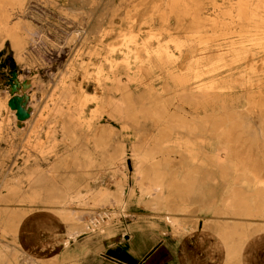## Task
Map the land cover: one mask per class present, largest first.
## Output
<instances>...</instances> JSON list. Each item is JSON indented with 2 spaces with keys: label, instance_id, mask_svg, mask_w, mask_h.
I'll use <instances>...</instances> for the list:
<instances>
[{
  "label": "rangeland",
  "instance_id": "374dc122",
  "mask_svg": "<svg viewBox=\"0 0 264 264\" xmlns=\"http://www.w3.org/2000/svg\"><path fill=\"white\" fill-rule=\"evenodd\" d=\"M1 44L0 264L30 260L15 234L43 208L69 240L122 220L177 238L148 213L177 201V153L264 212V0H0Z\"/></svg>",
  "mask_w": 264,
  "mask_h": 264
},
{
  "label": "crops",
  "instance_id": "0c3cea01",
  "mask_svg": "<svg viewBox=\"0 0 264 264\" xmlns=\"http://www.w3.org/2000/svg\"><path fill=\"white\" fill-rule=\"evenodd\" d=\"M180 156L177 153V201L155 203L150 198L148 213L163 216L171 228L172 220L188 221L196 226L195 233L175 238L144 224L130 229L122 220L69 240L59 228L75 226L43 208L21 218L15 240L28 255L58 264H264V212L246 216L240 208L231 211L224 202V182L207 179L216 171L210 166L199 170ZM240 174L238 170L239 186L245 180ZM249 178L248 187L255 191L251 174Z\"/></svg>",
  "mask_w": 264,
  "mask_h": 264
},
{
  "label": "bare ground",
  "instance_id": "6f19581e",
  "mask_svg": "<svg viewBox=\"0 0 264 264\" xmlns=\"http://www.w3.org/2000/svg\"><path fill=\"white\" fill-rule=\"evenodd\" d=\"M13 32V31H12ZM14 36V35H13ZM18 38V37H17ZM16 38V39H17ZM14 40H15V38H14ZM22 41V40H21ZM1 48H2V44H1V47H0V50H1ZM16 48V47H15ZM24 49H25V47H24ZM22 53V52H21ZM21 83V82H20ZM19 84V83H18ZM35 84V83H34ZM26 86V85H25ZM18 87V86H17ZM19 90H21V88L19 89ZM21 92V91H20ZM26 92V91H25ZM21 93H23V92H21ZM24 98H26V96L24 97ZM27 99V98H26ZM26 99H25V101H26ZM25 101H24V99L23 98H19V100L17 99V100H15V99H13L12 101H11V103H10V105H11V107L13 108V109H15L16 111H17V114H15V116H17L18 117V120H19V118H21L22 120V125L23 124H25V122L27 121V119L29 118V108H27V106H26V103H25ZM233 111V110H232ZM254 114H255V112H254ZM19 128H21V127H19ZM141 151V150H140ZM123 152V151H122ZM122 155H123V153H122ZM148 158V157H147ZM157 173V172H156ZM159 173V172H158ZM157 176V175H156ZM165 177V176H164ZM157 179H155V181H156ZM159 181V180H158ZM162 182H163V180H162ZM154 183V182H153ZM156 184V183H155ZM149 186H151L150 184H149ZM158 189L160 188V186H161V184H158ZM144 189V188H143ZM124 191V190H123ZM155 191H156V189H155ZM155 191H153L154 193H155ZM161 191V190H160ZM162 192V191H161ZM121 195V194H120ZM152 195H154V194H152ZM122 196V195H121ZM167 197V196H166ZM156 199H158V198H156ZM154 200V199H153ZM159 200V199H158ZM114 201V200H113ZM155 201V200H154ZM115 203V202H114ZM229 206L230 207H233L234 206V201L233 200H229ZM57 212H58V210H57ZM60 212V211H59ZM71 212V211H70ZM65 213V212H64ZM64 215V214H63ZM72 215V214H71ZM71 215H70V217H71ZM93 218V217H92ZM71 219V218H70ZM8 220V219H7ZM65 220V219H64ZM75 220V219H74ZM175 221V220H174ZM177 221V220H176ZM94 223V222H93ZM85 229H87V228H85ZM172 230H173V232L174 233H176L177 235H190V234H193V233H195L196 231H197V228H196V226L194 225V224H192V223H190V222H188V221H177L176 223H174L173 225H172ZM2 243H4V242H2ZM18 243V242H17ZM8 246V245H7ZM2 248H4L3 246H2ZM16 248V247H15ZM14 248V249H15ZM18 248V247H17ZM16 248V249H17ZM12 250V249H11ZM7 252V251H6ZM21 252V251H20ZM3 254H4V252H3ZM5 255V254H4ZM19 255V254H18ZM1 256V255H0ZM20 257V256H19ZM23 257V256H22ZM2 258V257H1ZM30 258V257H29ZM27 259H28V257H27ZM18 260V259H17ZM12 261V260H11ZM30 262V263H29ZM42 262H45V261H43V260H39V259H34V258H30V260L28 261H24V264H43Z\"/></svg>",
  "mask_w": 264,
  "mask_h": 264
}]
</instances>
